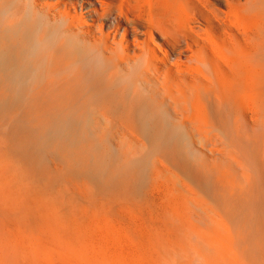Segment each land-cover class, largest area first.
<instances>
[{
    "label": "bare ground",
    "instance_id": "obj_1",
    "mask_svg": "<svg viewBox=\"0 0 264 264\" xmlns=\"http://www.w3.org/2000/svg\"><path fill=\"white\" fill-rule=\"evenodd\" d=\"M190 3V0H0V111L26 105L29 119L62 118L54 131L64 149L77 143L78 130L86 126L82 118H159L155 136L165 149L178 146L179 154L187 159L196 158L206 150L219 152L212 168L217 172L222 164L227 173H216L214 195L224 200L219 202L229 201L228 198L236 201L242 193L239 195L236 181L230 176V164L241 171L252 169L254 165L250 163L254 160L264 166V118H258L256 112L253 118L248 114L251 108H247L249 92L259 96L264 93V70L262 74H253L255 78L261 74L259 79L252 77L253 72L246 74L248 70H243L246 76L241 75L234 26L221 29L224 36L219 46L209 33L212 28L201 30L194 26L196 17L189 8ZM209 118H219L222 122L219 120V126H215L217 123L214 125ZM247 173L248 177L250 172ZM263 181L258 182L263 184ZM241 183L239 188L244 185ZM10 185L0 181V264L131 263L126 260L127 256L108 254L104 245L95 249L88 239L90 225L86 230L78 227L74 232L78 237L85 232L83 235H88L79 240H82L79 252L73 246L67 251L61 247L55 256L47 257L45 247L36 244L37 240L34 242L26 227V218L15 214V206L21 203L22 197L17 203ZM259 191H253L242 209L229 205L235 203L231 199L223 205L246 219L235 222V228L264 230V192ZM195 204L192 211L195 221L190 220V228L215 231L225 224L221 223L223 219H216L210 211L203 210L199 202ZM54 233L56 236L57 232ZM59 242L62 246L61 239ZM142 253L134 259L136 264L160 263L145 255L144 250ZM52 256L55 259H49ZM168 257V261L174 258L170 254Z\"/></svg>",
    "mask_w": 264,
    "mask_h": 264
},
{
    "label": "rangeland",
    "instance_id": "obj_2",
    "mask_svg": "<svg viewBox=\"0 0 264 264\" xmlns=\"http://www.w3.org/2000/svg\"><path fill=\"white\" fill-rule=\"evenodd\" d=\"M190 2L189 8L197 20L194 26L201 30L212 28L209 33L219 46L224 36L222 30L234 26L233 30L238 37L237 57L241 63L240 68H244L240 69L241 75L245 73L251 75L250 72H253L252 77L259 79L261 71L264 70V0H190ZM243 70L249 72L243 73ZM260 72V76L255 78L254 75ZM262 94L259 96L252 91L247 96L248 99H252L251 101L247 99L249 106L247 108H251L248 114L253 118L257 115L254 114L255 112L260 114L258 118H264ZM25 107L26 105H22L0 111V170H4L2 173L0 171L2 176L0 181L11 184L17 203L22 197L21 203H16L15 214L26 218L27 229L32 233L34 242L42 241L41 243L36 241V244L45 247L47 257L55 256V252L61 247L67 251L69 246H73L79 252L80 242L89 235L88 239L92 241L95 249L105 247L107 253L113 254L112 256L121 255L124 258L127 256L126 260H129L130 264H136L134 259L143 254L142 250L145 251V255L155 258L154 262L155 260L160 262L159 264H218V262L219 264H264V230H242L233 226L237 221H246L244 218L241 219L236 210L244 207L247 199L254 194L253 191L256 189L264 192V181L263 184L258 182L260 179L261 182L264 180L262 173L264 166H261L258 160L250 163L254 166L248 171H241L237 166L240 172L235 165L230 164V167L232 166L231 169L228 168L230 176L236 181L239 189L236 191H240L239 195L241 193L242 195L236 196V201L228 198L229 201L223 203L224 200L215 196L213 191V179L216 173L219 175L224 171L223 175L227 173V168L222 164L217 167V172L212 168L213 159L219 157V152L206 150L196 158L187 159L179 154L178 146L165 149L155 136L159 118H82L86 126L84 130L82 128L78 130L79 137L75 144L77 149L75 146L64 149L55 132L62 118L29 119ZM250 116L248 118H252ZM209 119L214 125L217 123L215 126H219V118ZM81 142L83 144H80ZM234 166L236 169L233 168ZM260 167L262 168L259 172ZM234 169L237 170L236 173ZM247 172H250L248 177ZM237 173L242 179L245 176L246 178L243 181L240 178L238 181ZM21 180L26 183L25 189ZM240 183L244 184V187L240 185L239 188ZM242 191L246 196H243ZM241 198L242 200L239 201ZM194 199L197 200L193 202ZM221 199L223 201L219 202ZM230 199L235 203L229 204ZM197 201L207 213L210 211L216 219H223L221 223L225 224L217 229L218 231L190 228L189 222L195 221L192 211ZM225 203L236 205L238 208L234 209L235 213L230 210V206H227V210L226 206H223ZM239 204L242 205L241 208ZM222 207H225V210ZM47 215L50 217L47 218ZM89 225L93 227L90 228ZM78 227L85 230L89 227L87 231L90 230V233L83 235L85 232L78 237L74 234ZM53 230L57 232L56 236L55 233L52 235ZM86 238L84 240H88ZM59 239L62 241V246ZM80 239L82 240L79 241ZM102 245L104 247H101ZM181 247H185L187 251L180 249ZM119 251L122 253L119 254ZM169 254L174 258L168 261ZM136 255L137 257H134ZM53 256L49 259H55Z\"/></svg>",
    "mask_w": 264,
    "mask_h": 264
}]
</instances>
